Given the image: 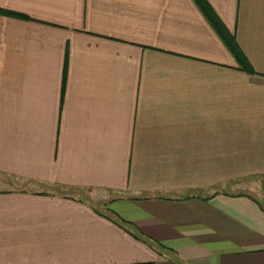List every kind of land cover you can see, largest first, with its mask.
Returning a JSON list of instances; mask_svg holds the SVG:
<instances>
[{
	"label": "crops",
	"instance_id": "obj_1",
	"mask_svg": "<svg viewBox=\"0 0 264 264\" xmlns=\"http://www.w3.org/2000/svg\"><path fill=\"white\" fill-rule=\"evenodd\" d=\"M205 2L252 72L194 0H0V264H264V0Z\"/></svg>",
	"mask_w": 264,
	"mask_h": 264
},
{
	"label": "trees",
	"instance_id": "obj_2",
	"mask_svg": "<svg viewBox=\"0 0 264 264\" xmlns=\"http://www.w3.org/2000/svg\"><path fill=\"white\" fill-rule=\"evenodd\" d=\"M194 2L196 3L201 13L204 15L208 23L211 25L217 36H219V38L222 40L226 49L236 60L238 65L237 67L245 72H252V69L249 66L247 60L238 48L233 35L225 29L220 20L216 17L211 8L205 2V0H194ZM0 12L14 14L12 12H6L2 10H0Z\"/></svg>",
	"mask_w": 264,
	"mask_h": 264
},
{
	"label": "rangeland",
	"instance_id": "obj_3",
	"mask_svg": "<svg viewBox=\"0 0 264 264\" xmlns=\"http://www.w3.org/2000/svg\"><path fill=\"white\" fill-rule=\"evenodd\" d=\"M23 184L24 183L19 180L0 175V188L15 187L18 185H23ZM54 190L58 192L73 194L79 198L85 199L89 201L92 205L96 206L97 208H101L102 206L101 205L102 201L99 200L101 198L98 197V195L93 194L89 191L78 190V189H65V188H58V189L55 188Z\"/></svg>",
	"mask_w": 264,
	"mask_h": 264
}]
</instances>
